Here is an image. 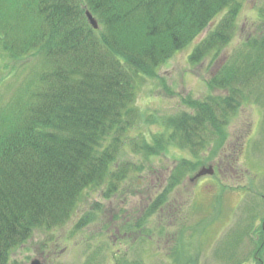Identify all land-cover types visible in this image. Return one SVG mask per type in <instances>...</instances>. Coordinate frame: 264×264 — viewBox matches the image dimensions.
Returning a JSON list of instances; mask_svg holds the SVG:
<instances>
[{
  "label": "trees",
  "instance_id": "1",
  "mask_svg": "<svg viewBox=\"0 0 264 264\" xmlns=\"http://www.w3.org/2000/svg\"><path fill=\"white\" fill-rule=\"evenodd\" d=\"M243 1L0 0V82L35 61L0 104V264H10L12 248L34 229L68 221L87 188L110 177L109 191H116L128 169L117 168V158L143 116L134 106L139 81L202 34L188 60L214 61L236 33ZM242 46L244 54H228L208 82L226 96L188 99L192 113L169 116L163 133H141L129 144L146 155L174 146L201 161L209 138L224 134L244 89L264 72V32ZM191 162L172 168L168 188L181 183Z\"/></svg>",
  "mask_w": 264,
  "mask_h": 264
},
{
  "label": "rangeland",
  "instance_id": "2",
  "mask_svg": "<svg viewBox=\"0 0 264 264\" xmlns=\"http://www.w3.org/2000/svg\"><path fill=\"white\" fill-rule=\"evenodd\" d=\"M263 32L264 0H244L236 33L214 61L188 60L202 34L161 64L156 75L142 78L134 106L143 116L129 130L117 158L115 166L125 164L128 169L123 166L125 177L116 183V191H109L110 177L106 184L84 190L71 218L47 230L34 229L12 248L10 264L33 259L43 264H264L263 236L255 239V222L264 216V72L244 89L245 100L229 115L224 134L209 138V147L199 154L201 161L195 163L187 150L174 146L146 155L129 144L130 137L141 133H163L169 116L192 113L188 99L226 96V89L208 85L210 77L228 54L241 56L243 43ZM34 62L3 75L0 104L30 76ZM184 158L195 165H188L180 184L168 188V175ZM211 163L212 175L191 182ZM159 196L161 203L149 214Z\"/></svg>",
  "mask_w": 264,
  "mask_h": 264
},
{
  "label": "water",
  "instance_id": "3",
  "mask_svg": "<svg viewBox=\"0 0 264 264\" xmlns=\"http://www.w3.org/2000/svg\"><path fill=\"white\" fill-rule=\"evenodd\" d=\"M86 17H87L89 23L91 24V26L96 29L98 27L97 20L89 12H86ZM212 173H213L212 165L203 166L193 175L191 180L194 178H198L200 176H203L205 174H212ZM29 264H43V262L40 261L39 259H33L30 261Z\"/></svg>",
  "mask_w": 264,
  "mask_h": 264
},
{
  "label": "flooded vegetation",
  "instance_id": "4",
  "mask_svg": "<svg viewBox=\"0 0 264 264\" xmlns=\"http://www.w3.org/2000/svg\"><path fill=\"white\" fill-rule=\"evenodd\" d=\"M222 162H223V160L221 159L219 162H218V166L216 167V170L217 171H220L221 170V168H219L220 167V165H222ZM227 165H228V163H226ZM208 165H212V168H213V173H214V166H213V164L211 163V164H208ZM207 165V166H208ZM212 173V174H213ZM212 174H205V175H212ZM193 177V176H192ZM191 177V178H192ZM191 178H190V180H191ZM198 178H200V177H198ZM198 178H194V179H192L191 180V182H193L194 180H196V179H198ZM256 223V225H255V227L257 228V229H259V230H257V232H256V234H255V236H256V240H259V237H261V236H263V240H262V242H261V245H264V216H263V218H261V220H260V222H255Z\"/></svg>",
  "mask_w": 264,
  "mask_h": 264
}]
</instances>
